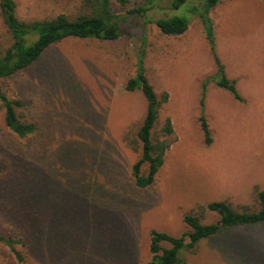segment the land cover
Masks as SVG:
<instances>
[{
    "label": "rangeland",
    "instance_id": "obj_1",
    "mask_svg": "<svg viewBox=\"0 0 264 264\" xmlns=\"http://www.w3.org/2000/svg\"><path fill=\"white\" fill-rule=\"evenodd\" d=\"M24 21L76 17L83 0H15ZM148 0H129L138 8ZM166 9L170 0H157ZM116 13L125 14L117 2ZM153 16L158 14L154 12ZM217 53L244 101L216 86V63L204 24L164 35L129 17L114 41L67 39L18 74L1 79L6 95L36 131L19 137L0 104V235L22 236L20 263L0 242V264H146L150 231L179 237L186 214L225 201L259 209L264 190V0H223L210 11ZM12 44L0 7V52ZM160 97L156 132L170 118L174 136L155 183L137 188L138 131L147 103L127 91L139 57ZM212 143L201 129V100ZM205 224L218 216L206 211ZM168 247L169 244H164ZM39 253H38V252ZM182 264H264V224L238 227L200 242Z\"/></svg>",
    "mask_w": 264,
    "mask_h": 264
},
{
    "label": "trees",
    "instance_id": "obj_2",
    "mask_svg": "<svg viewBox=\"0 0 264 264\" xmlns=\"http://www.w3.org/2000/svg\"><path fill=\"white\" fill-rule=\"evenodd\" d=\"M223 0H170L168 8H162L157 0H148L147 4L138 8L129 7V0H83L84 10L76 17L65 14L52 19L24 21L17 15L15 0H0L1 13L10 32L12 44L0 52V80L12 77L27 69L50 48L67 39H99L114 41L120 38L124 23L129 17L140 19L144 24L154 23L159 30L168 36H180L187 32L192 15L201 18L210 51L216 63V73L211 77L217 87L229 92L236 100L244 101L237 88V81L230 79L226 73L215 43L214 23L210 11ZM114 2H117L125 14L116 13ZM156 12L157 17L152 14ZM207 83L201 100V129L207 145L212 143L209 124L204 115ZM127 91L140 90L145 97L147 108L141 128L138 131L140 142V158L134 163L131 177L139 189L152 186L160 169L165 163L174 136V126L168 118L161 131L156 132L159 111L169 99L164 92L160 97L155 92L145 73L144 57H139L136 76L126 85ZM0 104L4 110L6 127L23 138L36 131V125L24 120L17 109L22 101L6 95L0 86ZM4 165L0 163V174ZM259 209L255 211H238L225 201H214L206 206L199 205L197 212L183 217L188 231L176 237L166 232L150 231V260L146 264H182L185 252H195L203 240L214 239L221 233L245 226L264 224V190L257 191ZM206 211L215 213L218 220L205 224L201 217ZM0 242L7 246L15 258L26 262V254L16 246H27L22 236L0 235ZM164 244H169L165 247ZM38 252V251H37ZM39 253V252H38Z\"/></svg>",
    "mask_w": 264,
    "mask_h": 264
}]
</instances>
